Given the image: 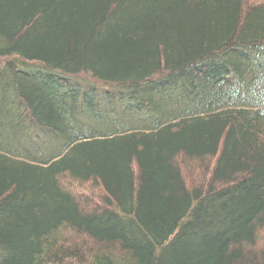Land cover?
I'll list each match as a JSON object with an SVG mask.
<instances>
[{
  "label": "trees",
  "instance_id": "obj_1",
  "mask_svg": "<svg viewBox=\"0 0 264 264\" xmlns=\"http://www.w3.org/2000/svg\"><path fill=\"white\" fill-rule=\"evenodd\" d=\"M0 264H264V0H0Z\"/></svg>",
  "mask_w": 264,
  "mask_h": 264
},
{
  "label": "rangeland",
  "instance_id": "obj_2",
  "mask_svg": "<svg viewBox=\"0 0 264 264\" xmlns=\"http://www.w3.org/2000/svg\"><path fill=\"white\" fill-rule=\"evenodd\" d=\"M211 169L212 167L206 170L205 169L199 170L197 168V169H193V171L191 172L187 171L185 173V178L187 183L193 187H199L203 185L210 176L209 171H211Z\"/></svg>",
  "mask_w": 264,
  "mask_h": 264
}]
</instances>
